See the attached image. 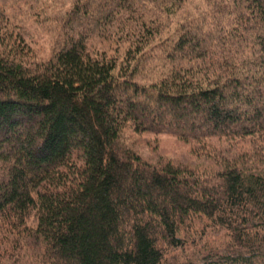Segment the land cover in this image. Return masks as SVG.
Masks as SVG:
<instances>
[{
    "label": "trees",
    "instance_id": "obj_1",
    "mask_svg": "<svg viewBox=\"0 0 264 264\" xmlns=\"http://www.w3.org/2000/svg\"><path fill=\"white\" fill-rule=\"evenodd\" d=\"M185 1L0 0V264H264V0ZM10 14L54 22L47 58Z\"/></svg>",
    "mask_w": 264,
    "mask_h": 264
},
{
    "label": "rangeland",
    "instance_id": "obj_2",
    "mask_svg": "<svg viewBox=\"0 0 264 264\" xmlns=\"http://www.w3.org/2000/svg\"><path fill=\"white\" fill-rule=\"evenodd\" d=\"M184 7L187 10V17L189 19L200 20L203 12L208 9L205 0H186ZM185 14L181 10L174 18H171L168 28H166L162 35L155 41L148 52L155 56V64H161L159 59L163 58L165 49L175 39V32L178 28L180 17ZM9 22L13 25V30L16 33H21L23 43L29 50V54L36 58H47L50 55L52 49V34L54 33V22L50 18L41 17L29 18L25 15H9ZM150 69L151 71L143 75V80L150 82L155 80L160 74V68ZM150 80V81H149ZM125 135L132 139L140 151L145 157H160L178 159L184 157L187 154H192L190 148L193 145L192 141L180 140L176 137L169 135H133L129 131H126ZM212 141H215L214 139Z\"/></svg>",
    "mask_w": 264,
    "mask_h": 264
}]
</instances>
